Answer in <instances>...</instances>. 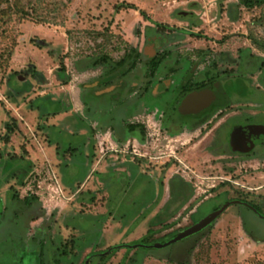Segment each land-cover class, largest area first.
I'll list each match as a JSON object with an SVG mask.
<instances>
[{"label": "rangeland", "instance_id": "rangeland-1", "mask_svg": "<svg viewBox=\"0 0 264 264\" xmlns=\"http://www.w3.org/2000/svg\"><path fill=\"white\" fill-rule=\"evenodd\" d=\"M157 24L167 28L161 30ZM148 27L169 32L170 44L178 43L176 47L191 55L208 51V63L215 51L229 53L236 64L244 50L264 60V7L246 9L240 0H0V192H6V203L14 195H25L44 160L50 161L66 192L75 198L66 206L37 207L33 215L44 217L29 228L28 235L36 227L45 230L44 240H57L59 253L66 252L70 262L74 257L68 264H82L90 253L108 249L112 253L106 262L92 258L89 263L264 264V232L252 238L241 226L242 213L234 206L199 236L157 250L143 247L166 243L195 222L199 216L190 211L207 201L208 186L220 184L215 190L218 202L235 196L236 183L247 185L256 203L262 200L263 164H247V173L243 170L247 180L233 179L229 185L222 182L231 179L230 174H221L216 161L213 169L205 164L210 159L207 153L200 158L202 165L195 167L199 141L208 130L198 138L188 134L170 140L165 147L160 146L161 137L149 136L150 147L140 152L165 156L157 160L137 162L131 151L109 152L95 166L101 156L99 143L106 135L90 132V124H95L92 119L102 117L105 126H115L116 138L124 139L119 135L124 130L117 126L123 107L105 116L101 112H111V108L99 99L100 114L93 113L94 104L88 103L86 111L82 86L100 75L101 65H92L98 57L108 55L118 61L131 48H142ZM236 69L237 65L225 85L228 94L264 103V69L261 76ZM233 110L244 107L241 104ZM259 121L264 123V113ZM167 155L178 159L170 158L165 164ZM175 175L193 177L197 186L187 204L190 208L167 217L162 209L169 201L168 181ZM210 176L219 179L209 183L204 178ZM1 212L2 238L13 244L21 239L27 213L16 201H10L5 210L0 204ZM150 230L156 233L148 235ZM116 248L120 249L113 252ZM51 250V243H46L43 264H54ZM30 251L27 264L41 249ZM5 255L10 262L20 256L17 248Z\"/></svg>", "mask_w": 264, "mask_h": 264}, {"label": "flooded vegetation", "instance_id": "flooded-vegetation-1", "mask_svg": "<svg viewBox=\"0 0 264 264\" xmlns=\"http://www.w3.org/2000/svg\"><path fill=\"white\" fill-rule=\"evenodd\" d=\"M170 36L169 32L148 27L142 48L133 47L128 52H124L118 61L112 59L109 63L101 65L100 75L82 86L81 99L83 104L84 102L86 103L84 104L86 111L89 104H94L95 106H92L93 113L100 114L101 109H98L97 106L99 99H104L102 103L111 108V112L108 109L101 112L105 116L113 113L118 107H123L117 126L118 129L124 130L125 133L122 132L119 135H128L127 126L129 125L134 126L138 133L143 132L142 134H144L143 141L138 137H130L126 141H120L119 143L123 146L128 142L131 143L137 150V162H142L144 158L157 160L165 157L155 155L153 147L151 149L154 151L153 153L149 151V154H141L140 152V150H145L146 147L148 148L151 145L147 129L148 119L155 121L160 127V136L164 140V143L160 145L161 147H165L170 140L178 141V139H181L180 137L188 134H197L195 138H198L208 130L206 136H203L199 141L201 148L197 151L199 159L195 161V167L202 165L200 158H202L204 153H207L210 159L205 164H210L209 166L213 169L216 161L221 174L228 173L231 176V179H227L222 184L229 185V183H233V179L245 178L247 180V175H243V170L247 173V164L257 163L258 165H264V123L259 121L264 113V103L256 101L257 99L252 100L251 97L240 96L235 98L230 96L225 85L235 74L236 65V70H243L245 74L261 76L264 69V60L260 56L254 55L251 51L244 50L245 54H239V61L236 64L235 59L229 53L215 51V53L211 54L212 61L208 63L207 61L210 58H208V51H201L191 55L187 53V49L176 47L178 43H175V46L171 45ZM128 54H131L132 57L130 60L128 59L127 63L123 64L122 61ZM200 91H208L214 94L216 99L201 111L189 114L182 113L180 106L183 101L189 95ZM241 104L244 107L243 111L233 110ZM92 120L95 121V126L90 124L91 132L104 131L105 134L111 135L112 138L118 136L116 135L115 126L113 124L105 126L102 123V117L97 116ZM238 128L252 129L256 132L252 136L248 135L249 137H247L248 131L246 130L244 136H242L244 137V140H242L244 144H241V142L236 144L238 149L247 151V149L252 147L249 146L250 143H255L252 150L248 153L233 150L231 145L232 135ZM119 139L122 140L121 137ZM183 145H187V143H183ZM194 146L197 145L194 144ZM167 157L169 159L165 164L170 162V158H177L172 155H167ZM226 168H228V171L224 172ZM191 172L194 173L193 171ZM194 174V177H200L196 172ZM208 174L214 175L215 173L211 172ZM171 179L168 181L169 201L162 209L163 214L167 217H171L183 209L187 211L190 208V206L187 207V204L193 198L194 189L197 186L192 181L193 177L188 180L186 177L175 175ZM204 179L211 183L215 182L219 177L210 176ZM236 184L239 187L236 188L237 192H234L235 196L232 199H224L221 202L217 201L219 195L215 192L220 187V184L207 185L209 190L206 193L210 192L209 196L206 197L207 201L200 203L190 211L193 216L199 217L184 230L194 226L225 204L239 202L228 207L217 220L197 236L212 229L233 206L241 211V226L252 238H255L259 232L263 233L264 195H259L262 200L256 203L250 197V193H247V185ZM24 192L25 195H14L5 204L0 201L4 210L10 201H16L22 211L27 213L25 225L24 227L22 226V232L19 233L21 239L16 242L13 241V244L10 240L2 238V236L4 237V227L0 224V264H27L26 255L31 252L30 249L36 250L38 247L41 249L40 255H35V262L31 261L29 264H37L39 260L43 264L44 246L49 242L51 243V255L54 264L73 263L72 258L74 257H70V262L69 255L67 256L66 252L59 253L60 246L57 240L43 239L45 230L36 227L34 228L35 233L29 238V228L33 227V224H36L35 222L38 220H43L44 217L41 214L40 216H34L37 213L34 211H36L37 207H44V205L34 194L27 190ZM31 197H35L37 202L29 207L25 200ZM211 203H216V207H209ZM44 209L47 210L46 207ZM2 214L3 212L0 213V217ZM7 231L9 232V230ZM13 248L18 249L20 256L14 262H10L5 253H10ZM108 250L90 253L82 264H90L89 261L92 258H100L103 262H106L112 253L108 252ZM59 254L63 257H60Z\"/></svg>", "mask_w": 264, "mask_h": 264}, {"label": "built area", "instance_id": "built-area-1", "mask_svg": "<svg viewBox=\"0 0 264 264\" xmlns=\"http://www.w3.org/2000/svg\"><path fill=\"white\" fill-rule=\"evenodd\" d=\"M147 129L150 137H161L160 127L155 121L148 119ZM105 135L106 138H103L99 143L101 156L97 165L105 159L109 152H124L128 154L131 151L136 156L137 150L130 142L124 146L121 145L123 146L121 147L118 143L112 142L109 134ZM26 190L38 197L46 208L66 206L73 202L75 198V195L66 192L53 165L47 159L44 160L42 170L33 175Z\"/></svg>", "mask_w": 264, "mask_h": 264}, {"label": "water", "instance_id": "water-1", "mask_svg": "<svg viewBox=\"0 0 264 264\" xmlns=\"http://www.w3.org/2000/svg\"><path fill=\"white\" fill-rule=\"evenodd\" d=\"M215 99H216V96L214 94H211L208 91L195 92V93L189 95L183 101V103L180 106V111L184 114H189V113L201 111L204 108H206L207 106H209ZM246 130L248 131L247 137H249L248 135L252 136L253 134L256 133L252 129H241V128L236 129L232 135V140H231V145L233 147V150L240 151V152H247V153L252 150V147L255 145V143L254 144L250 143L249 146H252V147L250 149H247V151H245L243 149H238L236 147V144L238 142H241V144H244V142L242 141V140H244V137H242V136H244V133ZM237 203H239V202H229V203L225 204L222 208L211 213L210 215H208L207 217L202 219L200 222H198L194 226H192V227H190L184 231L179 232L171 240H169L166 243H163V244L156 243V244L151 245V246H143V247H147V248L152 249V250L162 249V248L169 247L173 244H176L182 240H185V239H187V238H189L195 234H198L201 231H203L204 229H206L208 226H210L215 220H217L228 207H230L232 204H237ZM252 211L254 212L255 210H252Z\"/></svg>", "mask_w": 264, "mask_h": 264}, {"label": "trees", "instance_id": "trees-1", "mask_svg": "<svg viewBox=\"0 0 264 264\" xmlns=\"http://www.w3.org/2000/svg\"><path fill=\"white\" fill-rule=\"evenodd\" d=\"M240 5L244 6L246 9H255V8H262L264 7V0H240ZM234 7H237L234 6ZM236 16H234V19H235ZM157 27L161 30H164L166 29L167 27H164L162 24H157ZM261 47L264 48V45H261ZM131 54H128L122 61V63H127L128 62V59L130 60L131 59ZM112 60L111 57H109L108 55H104L102 57H98L93 63V67H98L100 65H103V64H106V63H109L110 61ZM135 62V61H134ZM86 64L87 63H83L81 65H83L82 67H86ZM85 103V102H84ZM86 104V103H85ZM128 130H129V134L124 136V139L120 140L119 141H126L128 138L130 137H138V138H141L142 141L144 140V134H142L143 132H137V130L134 128V126H127ZM18 199V198H17ZM35 202H37L36 198L35 197H31V198H26L25 200V203L31 207ZM165 215V214H164ZM153 233H156V231H152L150 230L148 232V235H151ZM139 245H143L141 243H138ZM135 245V244H134ZM122 248V247H120ZM120 248H116V251H113V252H117L118 249Z\"/></svg>", "mask_w": 264, "mask_h": 264}, {"label": "crops", "instance_id": "crops-1", "mask_svg": "<svg viewBox=\"0 0 264 264\" xmlns=\"http://www.w3.org/2000/svg\"><path fill=\"white\" fill-rule=\"evenodd\" d=\"M84 104H85V103H84ZM34 111H35V110H34ZM36 112L40 113L39 111H36ZM50 115H51V114H50ZM90 132H91V131H90ZM81 133H82V134H86V133H83V132H81ZM97 133H98V134H101V135H102V134H105L104 131H101L100 133L97 132ZM90 139H91V138H90ZM90 139H88V140H90ZM114 140H115L117 143H120V141H119L116 137L114 138ZM97 162H98V161H97ZM97 162H96V165H95V166H96V167H99L100 164H101L102 162H101L99 165H97ZM5 199H6V192L1 191V192H0V201H1V202H4V204H5V202H6Z\"/></svg>", "mask_w": 264, "mask_h": 264}]
</instances>
